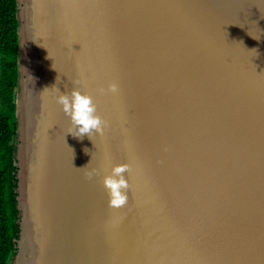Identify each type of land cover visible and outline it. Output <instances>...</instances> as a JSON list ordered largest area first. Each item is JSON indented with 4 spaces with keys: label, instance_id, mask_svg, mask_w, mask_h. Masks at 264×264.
<instances>
[{
    "label": "water",
    "instance_id": "obj_1",
    "mask_svg": "<svg viewBox=\"0 0 264 264\" xmlns=\"http://www.w3.org/2000/svg\"><path fill=\"white\" fill-rule=\"evenodd\" d=\"M16 3L10 264H264V0ZM74 87L103 136L67 134L55 97Z\"/></svg>",
    "mask_w": 264,
    "mask_h": 264
},
{
    "label": "trees",
    "instance_id": "obj_2",
    "mask_svg": "<svg viewBox=\"0 0 264 264\" xmlns=\"http://www.w3.org/2000/svg\"><path fill=\"white\" fill-rule=\"evenodd\" d=\"M16 0H0V264H10L18 237L15 165Z\"/></svg>",
    "mask_w": 264,
    "mask_h": 264
},
{
    "label": "clouds",
    "instance_id": "obj_3",
    "mask_svg": "<svg viewBox=\"0 0 264 264\" xmlns=\"http://www.w3.org/2000/svg\"><path fill=\"white\" fill-rule=\"evenodd\" d=\"M73 84H79V80H74ZM55 97L56 103L60 105L61 111L69 118L70 127L67 134L82 139L87 136L89 139L93 135L103 136L108 122L97 113V105L93 97L88 94H82L78 88H72L70 91L59 92ZM101 94L111 93L117 95L119 86L115 82L107 85V88L98 90ZM160 163V162H158ZM89 165V164H88ZM88 165L79 168L84 171L86 179H92L98 175L96 168H88ZM131 172V166L128 163L115 164L111 167L110 174L103 176L102 185L107 191L108 206L110 208H121L128 203V193L131 189L130 184L125 178V173Z\"/></svg>",
    "mask_w": 264,
    "mask_h": 264
},
{
    "label": "rangeland",
    "instance_id": "obj_4",
    "mask_svg": "<svg viewBox=\"0 0 264 264\" xmlns=\"http://www.w3.org/2000/svg\"><path fill=\"white\" fill-rule=\"evenodd\" d=\"M16 95V94H15ZM14 143H15V145H16V143H17V137H16V135H15V138H14ZM10 263H11V261H10Z\"/></svg>",
    "mask_w": 264,
    "mask_h": 264
}]
</instances>
